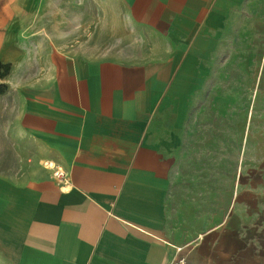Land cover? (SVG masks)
<instances>
[{
  "label": "crops",
  "instance_id": "obj_1",
  "mask_svg": "<svg viewBox=\"0 0 264 264\" xmlns=\"http://www.w3.org/2000/svg\"><path fill=\"white\" fill-rule=\"evenodd\" d=\"M114 1L132 30L96 58L61 49L72 40L60 0H0L5 81L45 161L26 182L0 177V264H264V170L254 178L251 152L259 140L263 162L264 127L245 133L251 163L233 176L230 209L197 210L220 187L199 157L204 109L255 90L264 125V0Z\"/></svg>",
  "mask_w": 264,
  "mask_h": 264
},
{
  "label": "rangeland",
  "instance_id": "obj_2",
  "mask_svg": "<svg viewBox=\"0 0 264 264\" xmlns=\"http://www.w3.org/2000/svg\"><path fill=\"white\" fill-rule=\"evenodd\" d=\"M60 8L61 39L72 40V43L61 44V49H75L93 54L88 56L96 58L115 56L110 54L123 49L126 35L132 30L124 9L114 0H108L106 7L101 6L97 0H60ZM236 79L237 83L244 82L243 76H237ZM251 82L254 88V76ZM0 85L7 86L1 88L3 93L0 94V177L26 182L44 171L45 161L40 159L35 141L22 127L18 91L10 88L5 79H0ZM259 95L255 90L250 93L238 89L235 92V107H222L227 102L221 98L220 107L204 109L205 120L201 130L205 134V148L203 155L199 157H202L201 163L205 165L211 164L213 160V174L216 175L215 170L219 169L220 187L218 197H212L210 188L208 191L205 188V195L198 196L203 202L198 204L197 210L201 207L204 211L209 210L212 199L214 208L218 206L221 215L230 209L233 176L236 175V180L242 182L251 163L250 156L245 161V133H252L253 129V137H259L260 129L264 127L258 120ZM248 114L252 115L251 125ZM211 138V141L214 140L213 146H210ZM256 142L259 145V140H256L251 152L252 163L258 168L253 170L252 175L255 179H261L264 160L260 163L259 146L254 156ZM206 175L207 171L205 180ZM242 198L243 196L239 198L240 202L243 201Z\"/></svg>",
  "mask_w": 264,
  "mask_h": 264
},
{
  "label": "built area",
  "instance_id": "obj_3",
  "mask_svg": "<svg viewBox=\"0 0 264 264\" xmlns=\"http://www.w3.org/2000/svg\"><path fill=\"white\" fill-rule=\"evenodd\" d=\"M52 168H54V172L53 175L56 179H58V181L62 184H67L68 183V177H67V173L60 167L55 168L54 166H51ZM169 264H190L189 262H187V260L185 258H176L174 260H172Z\"/></svg>",
  "mask_w": 264,
  "mask_h": 264
},
{
  "label": "trees",
  "instance_id": "obj_4",
  "mask_svg": "<svg viewBox=\"0 0 264 264\" xmlns=\"http://www.w3.org/2000/svg\"><path fill=\"white\" fill-rule=\"evenodd\" d=\"M12 64L11 63H3L0 61V79H5L11 71ZM3 87H7L6 85H3ZM2 85H0V94L3 93Z\"/></svg>",
  "mask_w": 264,
  "mask_h": 264
},
{
  "label": "bare ground",
  "instance_id": "obj_5",
  "mask_svg": "<svg viewBox=\"0 0 264 264\" xmlns=\"http://www.w3.org/2000/svg\"><path fill=\"white\" fill-rule=\"evenodd\" d=\"M47 165H50V166H52L53 164H52V163H47Z\"/></svg>",
  "mask_w": 264,
  "mask_h": 264
}]
</instances>
